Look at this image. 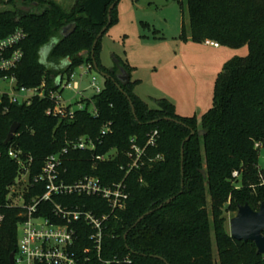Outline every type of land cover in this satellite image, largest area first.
<instances>
[{"label": "trees", "instance_id": "1", "mask_svg": "<svg viewBox=\"0 0 264 264\" xmlns=\"http://www.w3.org/2000/svg\"><path fill=\"white\" fill-rule=\"evenodd\" d=\"M11 1L14 10L0 13V41L17 30L24 31L26 38L19 45L23 56L17 67L0 72V79L14 75L17 87L44 86L46 96L13 103L4 95L0 103V211L4 214L0 264H10V254L17 249L23 211L6 205L9 187L20 169L9 155L10 144L5 143L15 122L19 123L14 136L16 152L22 161L30 162L32 182L49 156L68 147V141L82 137L91 138L95 148H70L63 155L60 178L65 183L87 175L98 176L104 184L125 180L129 199L122 210L111 212L100 197L63 195L44 203L36 213L56 222L52 208L58 202L98 216L109 214L100 255L89 237L91 227L84 221L76 224L74 249L79 264H167L162 258L169 264H216L212 236L219 264H264V254L258 253L255 243L230 235L225 216L235 213L240 204L258 209L264 200V170L259 166L260 148L256 147L257 142H264V0H186L189 35L194 40H212L234 48L247 45L249 49L246 56L225 63L216 79L213 105L201 122L195 116L179 115L167 98L156 99V107H150L136 93L137 81L131 80L120 90L107 77L102 91L84 99L85 107L76 109L72 117L48 114L55 106L49 92H61L62 80L66 76L70 79L77 65H91L95 70V60L99 70L112 77L120 66L131 74V67L118 57L113 67L103 64L102 37L94 57L91 55L97 35L108 23L109 7L116 0H77L71 11L53 0ZM73 22L75 30L64 37L61 30ZM186 35L183 24L182 36ZM51 36L60 37L52 58L70 57L62 71L47 70L37 62L38 46ZM84 50L89 53L81 55ZM92 105L97 108L96 115L90 110ZM107 124L111 131L102 134ZM154 130L159 133L157 144L146 146ZM192 130L195 134L183 145ZM200 130L205 133L200 135ZM132 138L145 151L140 167L129 169ZM112 150L117 153L113 159L97 160L96 156ZM45 189V182L33 183L27 198L37 197ZM87 248L90 252L85 254Z\"/></svg>", "mask_w": 264, "mask_h": 264}, {"label": "rangeland", "instance_id": "2", "mask_svg": "<svg viewBox=\"0 0 264 264\" xmlns=\"http://www.w3.org/2000/svg\"><path fill=\"white\" fill-rule=\"evenodd\" d=\"M53 1L66 11H71L77 4V0ZM13 10V1L0 0V13ZM114 16L100 40L102 61L108 65H114L118 58L126 62L131 67V80L138 82L136 93L150 107H156V99L167 98L175 104L179 115L195 116L198 122L213 105L216 79L225 63L249 52L247 45L234 48L194 40L189 35L190 12L186 0H118ZM183 24L186 36H182ZM93 78L99 87H104L103 75L94 69L87 70L85 64L77 65L70 83L81 84L80 94L66 87L62 92L63 100L78 108L81 96L91 98L97 93L92 85ZM67 81L66 76L63 84ZM11 86L9 80L0 85L2 91L8 93L13 91ZM259 166L264 170V147L260 148ZM14 189L21 190L19 185ZM16 200L22 203L21 199ZM234 214H225L229 232ZM212 240L213 258L219 264L214 236Z\"/></svg>", "mask_w": 264, "mask_h": 264}, {"label": "built area", "instance_id": "3", "mask_svg": "<svg viewBox=\"0 0 264 264\" xmlns=\"http://www.w3.org/2000/svg\"><path fill=\"white\" fill-rule=\"evenodd\" d=\"M26 38V33L22 30H17L8 37L0 41V72H7L17 67L20 62L23 52L19 47L21 42ZM207 43L218 46L219 44L212 40H207ZM17 47V48H15ZM87 70H91V65H87ZM81 74V78H82ZM73 77V74L70 78ZM9 80L12 84L11 93L2 91L0 87V103L2 97L7 95L10 102L23 103L29 102L33 96H46L44 86H37L27 88L25 86L17 87V81L14 75L4 76L0 79L2 81ZM61 82V92L50 91L49 95L55 100V106L47 110L48 114H54L61 117H72L76 109H83L85 107L84 99H89L81 96L78 101V108H73L71 104H67L62 98L63 89L66 87L76 90L79 94L81 91V84L79 82L70 83V79L63 84ZM97 93L101 92L103 88L96 84V79L93 78V83ZM31 94H28V93ZM92 114H97V108L92 105ZM111 131L110 124L103 127L101 133L106 134ZM158 130L152 131L147 138L146 146H154L157 144ZM131 150L128 156L131 158L129 169L140 167L142 155L145 148L139 146L135 142V138L131 139ZM68 147L64 148L60 153L49 156L42 171L39 175L34 177L33 182L30 179L29 163H25L20 158L16 150L9 149V155L16 159L19 163L20 169L18 176L13 185L9 187L7 194V206L21 207L23 209L22 218L18 222V236L17 249L15 250V264H79L80 257L76 253L74 247L77 240V226L80 221H84L92 229L90 239L93 243L94 249L100 255L102 250V242L104 238V231L107 227V220L109 214L98 216L91 210H84L79 206H70L62 203H53V215L56 222L43 215H36L41 205L48 201H53L55 196L63 195H77V196H91L100 197L106 201L110 207L111 212L122 210L126 207L129 199L127 185L122 179L112 184H104L98 176L87 175L75 181L74 183H65L60 178V169L63 162V155L68 152L70 148L74 149H94L95 142L89 137H82L77 140L67 142ZM256 147H264V142H257ZM116 151L112 150L106 154L96 156L97 160H111L116 156ZM160 158V155L157 156ZM129 172V170L127 171ZM45 182V192L37 197L27 198L33 183ZM20 186L21 190L14 189L15 186ZM17 198L22 200V203L17 202ZM0 203V208H1ZM4 220V214L0 211V225ZM90 249H85L84 253L88 254ZM110 261H105L104 264H110Z\"/></svg>", "mask_w": 264, "mask_h": 264}, {"label": "water", "instance_id": "4", "mask_svg": "<svg viewBox=\"0 0 264 264\" xmlns=\"http://www.w3.org/2000/svg\"><path fill=\"white\" fill-rule=\"evenodd\" d=\"M116 0L111 6L109 7V15H108V23L104 28L99 32L97 35L92 50H91V55L94 57V51L95 47L97 45V42L100 37L105 33L107 30L109 24L111 23V12L116 5ZM76 28V23L73 22L69 24L68 26L64 27L61 30V34L66 37L70 35ZM88 50H84L81 52V55H86L88 54ZM118 59H116L117 62ZM94 68L97 72H99L101 75L107 78H111L117 85V87L120 90H123V86H126L131 82V74L128 72L124 67L120 66L119 67V72L116 74L115 77H112L111 74L102 72L99 70L98 65L96 61L94 60ZM130 99V97L128 96ZM131 106L133 109V112L135 113L133 103L131 102ZM19 123L15 122L9 132L7 139L5 140L6 144H10V149L11 150H16L18 147V142L14 141V136L18 130ZM204 130H200L199 134L202 135L204 134ZM195 134V131L192 130L191 134L184 140L183 145L186 141L190 139L191 136ZM182 145V163H183V154H184V148ZM202 174L206 176L205 170H201ZM184 174L183 172V165H182V175ZM171 199H168L167 202H170ZM151 211L147 212L145 215L149 214ZM143 215L138 222L145 216ZM137 222V223H138ZM127 234H125L126 237ZM230 235L237 239V240H243V241H252L255 243L257 247V251L260 254H264V200L261 202L260 206L258 209H253L248 203L245 204H240L238 207V210L235 212L234 216L230 219ZM15 251H13L10 254V264H15ZM167 264H169L164 258H162Z\"/></svg>", "mask_w": 264, "mask_h": 264}, {"label": "clouds", "instance_id": "5", "mask_svg": "<svg viewBox=\"0 0 264 264\" xmlns=\"http://www.w3.org/2000/svg\"><path fill=\"white\" fill-rule=\"evenodd\" d=\"M60 42L59 36H51L42 42L37 50V62L47 70L62 71L70 63V57L63 56L53 59L54 51Z\"/></svg>", "mask_w": 264, "mask_h": 264}, {"label": "crops", "instance_id": "6", "mask_svg": "<svg viewBox=\"0 0 264 264\" xmlns=\"http://www.w3.org/2000/svg\"><path fill=\"white\" fill-rule=\"evenodd\" d=\"M104 65H106L107 67H111V66H114V65H108L105 61H102ZM132 76V75H131Z\"/></svg>", "mask_w": 264, "mask_h": 264}]
</instances>
